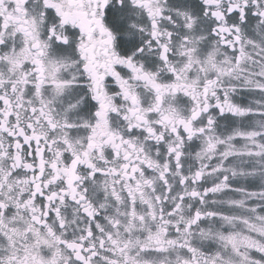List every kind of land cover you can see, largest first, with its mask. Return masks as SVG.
I'll use <instances>...</instances> for the list:
<instances>
[{"label": "snow or ice", "instance_id": "snow-or-ice-1", "mask_svg": "<svg viewBox=\"0 0 264 264\" xmlns=\"http://www.w3.org/2000/svg\"><path fill=\"white\" fill-rule=\"evenodd\" d=\"M0 264H264V0H0Z\"/></svg>", "mask_w": 264, "mask_h": 264}]
</instances>
